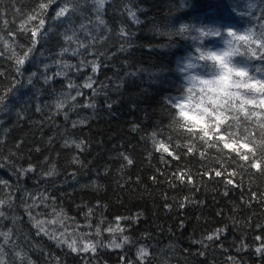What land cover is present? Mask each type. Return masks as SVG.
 <instances>
[{
  "label": "trees",
  "instance_id": "obj_1",
  "mask_svg": "<svg viewBox=\"0 0 264 264\" xmlns=\"http://www.w3.org/2000/svg\"><path fill=\"white\" fill-rule=\"evenodd\" d=\"M61 7L69 11L57 19ZM69 16L71 25L62 22ZM69 27L74 43L65 40ZM230 30L264 35V0H104L102 9L96 0H0L4 264H264V175L240 159L252 156L240 147L245 128L259 155L264 105L240 110L235 101L221 110L223 121L205 117L207 126L174 107L184 100L193 115L202 104L212 110L206 99L214 93L180 70L190 58L207 73L218 67L197 49L232 40L230 66L264 80V50ZM72 239L78 249L91 241L95 252L59 243Z\"/></svg>",
  "mask_w": 264,
  "mask_h": 264
},
{
  "label": "snow or ice",
  "instance_id": "obj_2",
  "mask_svg": "<svg viewBox=\"0 0 264 264\" xmlns=\"http://www.w3.org/2000/svg\"><path fill=\"white\" fill-rule=\"evenodd\" d=\"M63 3L68 4V3H73L74 0H62ZM76 2L78 3V0H76ZM96 3L98 4L99 8H103V3L104 0H96ZM47 5L44 3L40 4V8H46ZM69 11V9L67 7H61L60 10L56 13V18L59 19L60 17H64L65 13H67ZM75 14V9L73 10V15ZM131 15L134 16V13H130ZM35 16H29L28 20L31 21L33 19H35ZM63 23H67L69 25H71L72 23V18L71 16H69L65 21H62ZM45 24L44 19H40L39 20V28H43ZM81 27H83V25H81ZM38 30V29H37ZM37 30H33L32 32V37L35 38L37 36ZM185 29L183 27H181L180 31L183 32ZM71 33V34H69ZM123 33V30H122ZM200 34L201 36H218L220 35L218 30H208V31H204V30H200ZM46 35V33H45ZM65 40L68 43H74V37H77V33L75 32L74 29H72L71 27H69L68 29H66L65 31ZM227 35L229 37H232L234 40L236 41H241L243 42L245 45H251L254 43H259V47L260 49L264 50V43H260L259 41L264 40V35H261V37H259L258 40H254L252 38V33H247V34H237L234 31H228ZM228 44V48L226 51L221 52V53H217V52H212V51H201L200 49H197V51L200 53V55L198 56V59L201 61H211L212 63H214L216 66H218L219 68V73L217 76H215V79L213 80H207V79H200L199 83L203 86L202 87V91L209 93V94H213L214 95H208L207 99H206V103L212 106V110L210 111L207 107L203 106V104L201 106H199L197 108V113L196 115H193L191 117H189L187 115L186 109H185V105L183 104H174V107L179 108L180 109V116L184 119H191L196 123H204L205 126H207L206 121H205V117H212L214 120L217 121V123L223 121L224 117L221 115V110H225V105H227V109L231 111L232 110V106L233 103L235 101H239L240 103V110H243V107L245 105H255L257 103L264 105V80L261 79H255L251 76H249V73L244 71V70H239V69H235L234 67L230 66V58L233 56V54L235 52H237V49L235 48V45L232 43V40H228L227 41ZM81 47H83V44H81ZM33 48H35V43L32 44V47L29 48L27 50V52L24 53V55L22 57H20L17 60V63L19 65H24L25 61L29 58V53L32 52ZM69 48L68 47H63L61 55L64 52H68ZM73 52L75 53V49H73ZM253 55H257L255 52L253 53ZM258 59L260 60H264V51H262L258 56ZM64 67H69V65L65 64ZM188 68H193L195 67V65L193 64H188L187 65ZM48 68V65H45V69ZM95 67L93 68V71H95ZM257 71H260L259 69H257ZM33 76L36 75V73L32 74ZM234 78H238V79H234ZM45 80H48V77H45ZM197 80L196 76H191L189 78L190 83H193ZM32 81L29 80V83H31ZM85 87H91L90 83H86L84 85ZM233 89H235V91H233ZM191 88L189 89V91L191 92ZM241 91L247 93V95H241ZM79 94V93H78ZM223 101V102H221ZM232 102V103H229ZM61 105L58 104L57 107H60ZM86 107L89 105H85ZM234 125H229V129L234 128ZM261 127L264 128V123L261 124ZM229 129H225V132H229ZM218 132L220 131L219 127H217L216 129ZM205 135H207V132H205ZM230 137L231 136H235V132H230L229 133ZM241 136L243 137V139L245 140V143L241 144L240 147L244 148L247 147L248 148V152L252 154L251 158L249 155L245 154V155H241L240 159L249 162V167L255 169L256 171L260 172L262 175H264V132L260 133V138H261V146L259 147L258 151H259V155L257 156V152L256 150H254V148L252 147H248L249 144H254L255 143V139L251 138L252 134L249 133L247 131V128H245L242 132H241ZM220 140H224V136L221 135L219 137ZM77 147H79V145H77ZM233 145L225 142L224 143V148H232ZM165 151H167V149H165ZM126 158V157H125ZM127 159V158H126ZM129 163H131V161L129 160ZM49 175H51V173H49ZM216 176H220L221 172L220 171H216L215 172ZM178 179L183 182L184 181V176L180 175L178 177ZM190 182V181H189ZM228 184H232L233 181L231 179L227 180ZM227 193H225L226 195ZM3 202L0 201V204H2ZM4 215L2 212H0V216ZM118 220L120 218H117ZM117 228H119V225H117ZM117 229L115 228H110L109 231H113L115 232ZM120 231H123L122 228L119 229ZM97 234H99L100 229L97 228L96 229ZM0 235H4L5 238V243H7L8 240V234L7 233H3ZM207 239L212 240L213 237L212 236H208ZM257 239H260V237H257ZM83 244L82 248H77V240L76 239H72L71 242H68L67 240H61L59 241V243L62 244H67V246L73 251H92L95 252L96 250V244L92 243L91 241H87L84 242L83 240L80 241ZM129 242V238L127 236L123 237V243L126 244ZM111 246L115 247V248H121L122 247V243H117L116 240H112L111 242ZM256 252L258 254L261 253V248L258 247L256 249ZM3 253V248L2 246H0V254ZM147 251L145 248H141L138 252V255L143 257V256H147ZM17 256L20 255V253H16ZM0 264H4L2 255H0Z\"/></svg>",
  "mask_w": 264,
  "mask_h": 264
},
{
  "label": "rangeland",
  "instance_id": "obj_3",
  "mask_svg": "<svg viewBox=\"0 0 264 264\" xmlns=\"http://www.w3.org/2000/svg\"><path fill=\"white\" fill-rule=\"evenodd\" d=\"M228 48V44H223L221 46H218L217 49L214 50V52H217V53H221V52H224L226 51ZM193 64L195 65V67L193 68H188L187 65L188 64ZM180 70H181V74L184 76V78H189L191 76H196L197 77V80L194 82V84L192 83V85H195L197 88H200V90L202 89V85L199 83L200 79H207V80H212V76L211 74L213 73L214 76H217L218 73H219V68H213L211 70L210 73H207L205 72L204 70H202V68L199 66L198 62L194 59H189V61L187 63H185L184 65L181 64L180 66ZM203 92V91H202ZM204 93V92H203ZM181 104L185 105V109H186V112H187V115L189 117L193 116V114L190 112L189 110V104L186 102V101H181L180 102Z\"/></svg>",
  "mask_w": 264,
  "mask_h": 264
}]
</instances>
